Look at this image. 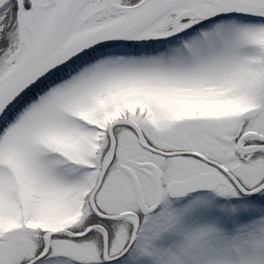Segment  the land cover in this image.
Listing matches in <instances>:
<instances>
[{
    "label": "snow or ice",
    "instance_id": "snow-or-ice-1",
    "mask_svg": "<svg viewBox=\"0 0 264 264\" xmlns=\"http://www.w3.org/2000/svg\"><path fill=\"white\" fill-rule=\"evenodd\" d=\"M0 264H264V0H0Z\"/></svg>",
    "mask_w": 264,
    "mask_h": 264
}]
</instances>
